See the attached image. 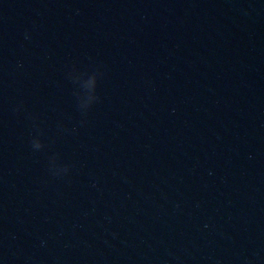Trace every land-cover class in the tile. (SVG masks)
Segmentation results:
<instances>
[{"label":"water","instance_id":"obj_1","mask_svg":"<svg viewBox=\"0 0 264 264\" xmlns=\"http://www.w3.org/2000/svg\"><path fill=\"white\" fill-rule=\"evenodd\" d=\"M0 264H264V0H0Z\"/></svg>","mask_w":264,"mask_h":264},{"label":"clouds","instance_id":"obj_2","mask_svg":"<svg viewBox=\"0 0 264 264\" xmlns=\"http://www.w3.org/2000/svg\"><path fill=\"white\" fill-rule=\"evenodd\" d=\"M33 146L34 147H39V143L38 142H34Z\"/></svg>","mask_w":264,"mask_h":264}]
</instances>
